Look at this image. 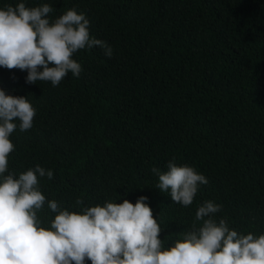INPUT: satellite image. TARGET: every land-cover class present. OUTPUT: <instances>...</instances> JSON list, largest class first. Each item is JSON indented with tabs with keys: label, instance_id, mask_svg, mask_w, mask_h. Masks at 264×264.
Instances as JSON below:
<instances>
[{
	"label": "trees",
	"instance_id": "16d2710c",
	"mask_svg": "<svg viewBox=\"0 0 264 264\" xmlns=\"http://www.w3.org/2000/svg\"><path fill=\"white\" fill-rule=\"evenodd\" d=\"M18 2L0 0V8ZM23 2L52 5L50 19L83 13L112 56L78 51L80 76L56 87L0 67V90L36 110L32 128L10 136L8 172L51 170V179L38 177L42 194L78 213L145 196L165 247L202 225L195 213L209 200L221 206L217 221L264 234V0ZM172 160L208 180L188 207L156 188L152 168L166 172ZM37 215L44 227L55 216L47 204Z\"/></svg>",
	"mask_w": 264,
	"mask_h": 264
},
{
	"label": "clouds",
	"instance_id": "9594fccd",
	"mask_svg": "<svg viewBox=\"0 0 264 264\" xmlns=\"http://www.w3.org/2000/svg\"><path fill=\"white\" fill-rule=\"evenodd\" d=\"M54 11L48 3L27 7L23 0L0 8V67L26 71L27 84L46 81L56 87L69 73L78 78L82 67L73 56L80 50L100 47L112 56L106 42L90 35L83 13L68 9L50 19ZM35 116L26 97L0 90V264H264V234H244L230 228L226 218L217 221L221 206L210 200L197 206L195 221L202 225L194 223L169 247L159 238L161 227L145 196L135 204L106 201L79 213L46 200L38 177L51 179V170L36 165L18 176L8 172L15 150L10 136L17 127L30 130ZM167 169L152 168L156 188L170 190L176 204L192 205L198 186L208 180L175 160ZM45 204L55 214L49 227L37 215Z\"/></svg>",
	"mask_w": 264,
	"mask_h": 264
}]
</instances>
